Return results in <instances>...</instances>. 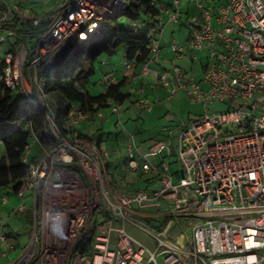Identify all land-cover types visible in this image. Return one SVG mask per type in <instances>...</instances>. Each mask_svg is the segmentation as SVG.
Wrapping results in <instances>:
<instances>
[{"label":"built area","instance_id":"1","mask_svg":"<svg viewBox=\"0 0 264 264\" xmlns=\"http://www.w3.org/2000/svg\"><path fill=\"white\" fill-rule=\"evenodd\" d=\"M28 1L0 0V49L7 45L3 79L7 87L25 98L39 99L47 109V122L57 143L38 163L30 164L17 191L7 187L0 192V206L10 201L13 192L23 199L13 213L30 209L34 216L30 241L8 264H160V258L163 264H264V0H191L197 12L189 15L181 12L180 0L166 6L157 2L161 13L147 29L152 35L150 58L136 69L135 60L124 55V71L134 69L127 86L132 109L152 111L156 102L144 94L159 88L167 92L166 100L183 92L205 107L203 114L182 125L177 169L170 159L173 129L164 127L167 138L144 151L138 145L136 130L122 124L128 167L155 177L159 185L155 190H127L111 184L105 171L111 147L76 131L85 120L107 122L109 115L117 116L116 123H121L126 101L109 102V115L102 109L93 117L74 104L63 132L54 109L45 100L40 76L41 67L60 75L79 72L85 48L99 41L106 30L103 21L126 8L130 0H63L57 10L48 13L37 12ZM15 21L36 27L35 45L11 27ZM170 23L189 25L186 42L179 43L171 35L163 45ZM97 28L101 32L95 35L92 31ZM206 41L210 48L204 50ZM166 48L174 57L187 55L200 61L199 76L195 67L187 70L164 58ZM199 52L207 53L211 60L199 58ZM67 57L68 66L57 69ZM102 62L106 65L107 58L103 56ZM166 62L171 66H165ZM152 64L160 68H152ZM149 75L154 79L147 85L135 86ZM119 81L116 70H109L99 82L106 92ZM217 102L226 103L227 109L218 112L207 107ZM160 155L164 158L154 161ZM48 163L80 177L60 165L77 163L104 200L106 209L97 219L88 254L80 253L74 245L89 217V205L81 200L77 184L49 181L48 192H41ZM50 191L60 194L53 196ZM27 194L33 196L30 207L25 202ZM162 207L169 210L167 223L156 232L133 217L140 209L161 212ZM176 224L182 229L176 230ZM129 226L141 228L151 244L136 238ZM174 230L177 232L172 234ZM0 239L3 248L8 237L1 233ZM16 249L17 245L10 243L4 255Z\"/></svg>","mask_w":264,"mask_h":264},{"label":"trees","instance_id":"2","mask_svg":"<svg viewBox=\"0 0 264 264\" xmlns=\"http://www.w3.org/2000/svg\"><path fill=\"white\" fill-rule=\"evenodd\" d=\"M157 2L158 0H130L126 8L110 16L106 30L103 31V35L99 40L98 51H101L99 56L103 54L112 55L118 47L124 46V55L129 59L135 60L136 69L147 61L151 56L152 46V35L147 29L150 25L155 24L158 15L161 13ZM189 14L190 12L186 13V15ZM11 27L19 30L20 34L23 33V36L32 45L36 44L35 38L37 35L36 31H34L36 27L31 23L15 21ZM99 56L88 60L90 62L89 69H82L79 72L77 70L73 74L60 75L53 73L45 67L40 68V76L46 93L45 100L54 109V117L63 132H66L64 124L68 120L71 107L74 104L79 105L85 113L93 117L99 110L107 109L109 102L123 103L128 100L132 102L127 86L129 81L128 76L134 69L123 71L120 81L108 86L109 88L106 92L103 91L99 94L91 93L87 83L89 82V77L96 73L94 63ZM84 61V59L81 60L80 67L84 65ZM6 65L4 54V56H0V142L4 144L5 155L0 157V189L12 187L17 191L20 188L21 179L28 174L30 164L38 163L44 153L57 143V140L47 122V109L40 105L39 99H27L15 89L6 86L3 79ZM79 87H83L85 90L83 91ZM134 130H136L140 146H143L144 151L155 141L161 139L163 136L161 131H164L161 130L155 135H150L147 134L148 130L139 128V126H136ZM76 131L82 137L89 138L90 136V134L80 130V127ZM104 134L95 133L92 136L96 137L97 143L100 144L105 141ZM122 137L124 139L123 134ZM116 139H118L119 143L120 136L115 135L112 142L116 143ZM35 143L38 146L36 149H33ZM29 148L31 150L28 154V159L24 160V156ZM163 158L164 155H160L153 159L159 162ZM125 162L129 169L127 156ZM60 165L77 172L86 185L89 184L87 174L77 163ZM133 177L129 179L127 173L113 171L110 180L114 186L125 187L127 190L146 189L148 187L144 182L147 183L150 177L146 176L144 172L138 171ZM22 214L25 222L33 226L34 216L32 215V210L27 209ZM106 215L110 216L107 212ZM147 219L152 220L150 218ZM166 223L167 219L163 222V226ZM96 232L97 218L92 213L81 229L80 239L77 240L74 248L82 254L90 253ZM12 236V232L7 233L8 238Z\"/></svg>","mask_w":264,"mask_h":264},{"label":"rangeland","instance_id":"3","mask_svg":"<svg viewBox=\"0 0 264 264\" xmlns=\"http://www.w3.org/2000/svg\"><path fill=\"white\" fill-rule=\"evenodd\" d=\"M63 0H53L52 4L50 5L52 10L55 11L61 6ZM163 6H166L168 4L173 3V0H158ZM180 9L182 13L187 12H197V7L195 3L191 0H180ZM214 3V1H213ZM43 13V12H41ZM109 23L108 19H105L103 21V24L107 26ZM189 25L187 23H170L165 31V37L164 42L168 44L169 39H171V35L179 42L184 43L187 40V36L189 34ZM173 32V33H172ZM172 33V34H171ZM7 48V45H4L3 49H0V56H4L5 50ZM204 50H207L210 48V43L208 41L204 42ZM125 54V47L120 46L116 49L115 53L112 55L103 54L102 56H99L95 61V68L96 73L91 75L89 77V82L87 83V86L90 87L92 94H99L104 91V86L99 82L105 75V72L109 70H116L117 74H121L124 71L125 67L123 65V58ZM107 58V64L103 65L102 57ZM199 58H202L203 60H211L209 55L205 52H199L198 53ZM163 57L167 59H173L174 64L178 66H182L184 68L191 69L192 67H195L199 76V67H200V61H192L189 56H184L183 58H177L174 57L173 54L165 55L163 53ZM81 62V61H80ZM165 66H171L170 62H166L164 64ZM152 68H160L157 64H152ZM90 68V62L88 60L84 61V65L81 66L80 70H87ZM153 76H145L142 80H139L136 82V87L140 88L143 86V84L147 85V82L150 80H153ZM144 96L149 97V99L155 103V106L152 111H140L135 110L130 107L131 101L128 100L124 103L122 108V116H121V123H116L117 116L115 115H109L110 109H105L106 115L108 114L110 116V120L107 122H99V123H92L88 120L83 121L79 127L80 130H82L85 133L90 134L89 137H92V135L98 134V133H105L104 138L105 141L102 142L106 146L111 147V158L106 164L105 171L109 179H111V173L113 171H120L125 172L128 175V178H134L133 175L137 173L130 171V169L127 168V164L125 162L126 159V150H125V142L122 137L121 127L122 124H125L127 128L134 130L136 129V126H139V128L146 129L147 134L155 135L157 132L163 130L164 127H168L170 129H173L174 133L171 138V161L173 163V167L175 169L179 168L180 163L178 160V136L179 132L183 128L184 123H188L192 119H195L199 117L201 114H203L205 107L202 103L194 102L192 101L191 97L183 92H179L175 94L170 100H166L167 98V92L159 88L157 92L151 91L148 89ZM210 110L221 112L225 111L227 109V104L224 102H217L215 104H210L207 106ZM90 122V123H89ZM85 125V126H84ZM94 131V132H93ZM163 133L162 138H167V135L164 131H161ZM116 136H120L119 143L118 139H116V143H113V139ZM115 141V140H114ZM138 145H140V140L137 138ZM3 142H0V157L5 155V147H3ZM38 146L37 143L33 145V149H36ZM140 148L143 150V146L141 145ZM45 176V183L41 182L39 189L41 192H45L47 188V182L49 181H56L61 180L66 182L69 185L75 186L76 184L80 186L81 191V200L84 201L89 205V216L93 213L95 218H100L101 215H104V211L106 209L105 203L102 197H99L96 192H94L93 188L95 187L91 177L86 172L87 177L89 179V184L85 185L83 183V180L81 177L75 175L74 172L68 171L65 172L63 168L56 166V165H50L48 163V168L44 172ZM145 175L150 177V180L144 182V184L148 185L146 188L147 190H155L159 188V185L156 182L155 177L151 176V174ZM43 181V180H42ZM143 184V186H145ZM142 186V187H143ZM125 189V187H123ZM144 188V187H143ZM127 189V188H126ZM48 192V189L47 191ZM53 196L55 194H60V192H54L50 191ZM10 202L8 205H4L9 209V213L11 216H8L9 213H5L4 218H0V234L1 233H9L12 231H16L19 233L20 238L19 242L14 240V238H9L7 242L3 243L4 247H1V239H0V264H8L11 261H14L18 258V256L21 255L23 252V246L27 244L30 241L31 238V229L34 228L31 224H27L24 220V216L22 213H13L16 208L19 207V205L22 204L23 199L19 197L18 195L12 194L10 195ZM33 196L31 194H27L25 197V202L28 207H30L33 204ZM38 206L39 210L43 207L42 198L38 200ZM161 212H159L156 209H149V210H138L137 214H134V219L139 221L141 225H143L147 230L156 232L161 227H163V222L168 218L169 210L165 208L160 209ZM41 212V211H40ZM160 213L159 216L155 217H149V215ZM106 214V213H105ZM41 216V215H40ZM147 218H150L152 220H149ZM102 221V220H100ZM5 222H9V225H5ZM160 225V226H158ZM176 230L182 229L179 227V225H175ZM128 230L132 232V234L136 238H140L142 241H145V243L151 244V240L147 237V235L144 233V231L141 228H136L133 226H129ZM175 231L172 234H175ZM10 243H15L17 245V249L13 252H11L8 256L4 255L5 251H8ZM20 243V244H19ZM20 245V246H19ZM159 263L163 264V258L159 259Z\"/></svg>","mask_w":264,"mask_h":264},{"label":"crops","instance_id":"4","mask_svg":"<svg viewBox=\"0 0 264 264\" xmlns=\"http://www.w3.org/2000/svg\"><path fill=\"white\" fill-rule=\"evenodd\" d=\"M52 2H53V0H47V2L45 1V2H32L31 0H29L28 1V3L30 4V5H32V7H34V9L37 11V12H43V13H48V12H50L51 10H52V8H51V6L50 5H53L52 4ZM173 33V32H172ZM171 33V34H172ZM163 45L164 46H166L167 44L163 41ZM165 55H169L170 54V52H169V50L166 48L165 50H164V52H163ZM119 76H121V74H119ZM90 123V122H89ZM85 126V125H84ZM4 189H0V192H2ZM11 195V194H10ZM11 201V200H10ZM9 201V202H10ZM8 202V203H9ZM8 203L6 204V205H8ZM5 205V204H4ZM4 205H1L0 206V218H4V216L3 215H5V213H9L8 211H9V209L6 207V206H4ZM8 216H11V214L9 213V215ZM5 225H9V222H5ZM12 233H13V236L11 237V238H14V240H16V241H18L19 240V238H20V234L19 233H17L16 231H12ZM6 235H7V233H6ZM16 238V239H15ZM9 239V238H8ZM19 242V241H18ZM20 244V243H19ZM20 246V245H19Z\"/></svg>","mask_w":264,"mask_h":264},{"label":"water","instance_id":"5","mask_svg":"<svg viewBox=\"0 0 264 264\" xmlns=\"http://www.w3.org/2000/svg\"><path fill=\"white\" fill-rule=\"evenodd\" d=\"M99 41L91 42L86 48L82 55V59L89 60L90 58L97 57L101 54V51H98ZM69 57H67L63 62L57 65V69H62L69 64ZM52 69V68H51ZM49 70V69H48Z\"/></svg>","mask_w":264,"mask_h":264},{"label":"bare ground","instance_id":"6","mask_svg":"<svg viewBox=\"0 0 264 264\" xmlns=\"http://www.w3.org/2000/svg\"><path fill=\"white\" fill-rule=\"evenodd\" d=\"M92 32L96 35V34L100 33L101 31L99 28H97V29H94Z\"/></svg>","mask_w":264,"mask_h":264}]
</instances>
